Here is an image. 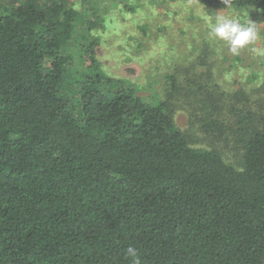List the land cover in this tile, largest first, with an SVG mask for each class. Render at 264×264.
<instances>
[{
  "label": "trees",
  "instance_id": "1",
  "mask_svg": "<svg viewBox=\"0 0 264 264\" xmlns=\"http://www.w3.org/2000/svg\"><path fill=\"white\" fill-rule=\"evenodd\" d=\"M104 22L59 0L0 5V264H132L129 246L142 264H264V96L239 106L264 85L169 73L146 99L97 61ZM180 97L209 145L177 124ZM218 125L242 133L237 163Z\"/></svg>",
  "mask_w": 264,
  "mask_h": 264
},
{
  "label": "rangeland",
  "instance_id": "2",
  "mask_svg": "<svg viewBox=\"0 0 264 264\" xmlns=\"http://www.w3.org/2000/svg\"><path fill=\"white\" fill-rule=\"evenodd\" d=\"M14 1L20 2L0 0V5L7 6ZM59 1L67 2L95 22L105 21V28L100 30L101 42L93 48L97 61L109 75L126 79L146 99H154L155 94L165 96L169 73H178L180 85H184V77L233 91L241 87L250 91L264 85V54L251 50H264L261 10L208 6L201 0ZM98 14L102 17L97 18ZM217 15L238 18L242 23L255 22L260 39L242 49L239 55H233L225 42L209 36L210 25L215 23ZM201 74H205L204 79ZM249 94L239 106H253L256 113V103L264 96V87ZM186 108L185 100L180 97L175 112L177 124L188 132L194 145H209L211 142L203 140L199 132L202 126L194 124ZM211 132L216 141L220 140V132L231 137L232 146L224 148V153L229 161L237 163L240 152L236 146L239 140L235 139L242 135L239 128L218 125Z\"/></svg>",
  "mask_w": 264,
  "mask_h": 264
},
{
  "label": "clouds",
  "instance_id": "3",
  "mask_svg": "<svg viewBox=\"0 0 264 264\" xmlns=\"http://www.w3.org/2000/svg\"><path fill=\"white\" fill-rule=\"evenodd\" d=\"M223 3L227 6L228 0H223ZM209 36L225 42L233 55H239L242 49L260 39L255 22L242 23L238 18H230L226 15L215 17V23L210 25ZM251 50L264 54V50L261 49L252 48ZM126 251L132 259V264H142L136 248L129 246Z\"/></svg>",
  "mask_w": 264,
  "mask_h": 264
}]
</instances>
